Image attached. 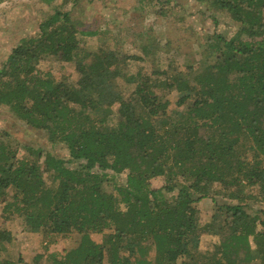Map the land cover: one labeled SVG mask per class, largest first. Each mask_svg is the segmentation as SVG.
Wrapping results in <instances>:
<instances>
[{"label":"trees","instance_id":"16d2710c","mask_svg":"<svg viewBox=\"0 0 264 264\" xmlns=\"http://www.w3.org/2000/svg\"><path fill=\"white\" fill-rule=\"evenodd\" d=\"M210 1L238 22L239 36L209 35V53L185 72L130 69L136 59L153 67L150 35L135 34V55L86 44L95 31L56 7L8 53L0 104L76 162L47 152L39 162L31 146L19 156L0 135L4 218L21 216L50 242L78 236L71 248L49 251V264H264V210L247 211L248 200L264 201V0ZM53 61L74 63L78 78L56 75ZM109 172L125 173L113 191ZM202 198L214 204L203 227ZM203 232L218 236L211 251L198 249ZM10 239L0 228V253ZM41 254H4L0 264H41Z\"/></svg>","mask_w":264,"mask_h":264},{"label":"rangeland","instance_id":"374dc122","mask_svg":"<svg viewBox=\"0 0 264 264\" xmlns=\"http://www.w3.org/2000/svg\"><path fill=\"white\" fill-rule=\"evenodd\" d=\"M55 7L69 11L81 29L95 31L85 37L84 43L104 45L102 47L105 49L111 47L120 54H140L135 34L144 30L145 35H150L153 39L155 47L153 67L149 62L141 63L137 59L129 60L128 67L133 69L137 64H143L149 73L163 68H167L169 72L174 69L185 72L188 66L197 63L204 54L209 53L206 43L209 35L215 33L224 38L239 36L238 22L210 0H53L50 4H45L42 0H0V68L12 47L17 45L21 38L36 35L39 22ZM169 59L172 61L168 66ZM59 65L62 66L59 68ZM52 70L58 76L60 72L66 73L72 82L79 76L74 63L53 61ZM112 82L115 88H123L127 93L133 89V84L121 86L119 80ZM167 96L170 102L176 99L175 91H171ZM0 135L16 145L19 156H28L26 146H31L40 149L39 162L47 152L67 160L66 165L71 168L76 164L68 160L67 149L60 142H49L43 131L18 120L8 107L2 104ZM107 175L110 181V185H107L109 191H113L111 182L121 184L125 179L124 172H109ZM46 180L48 181V177ZM162 182L158 177L152 180L151 185L159 186ZM216 201L221 203L224 198L217 196ZM248 204L250 206L247 211L250 213L264 210V201L250 199ZM2 205L0 201V228L8 230L11 239L5 243L6 249L1 250L0 255H11L12 258L21 255L24 260L30 261L35 253H42L41 264H49V251L69 249L77 243L78 236L71 239L51 237L52 242L41 238V233L31 232L24 227L21 216L13 215L5 219L1 214ZM196 208L197 224L203 227L210 221L213 201L210 198H202L196 203ZM90 236L93 240L100 241L102 234L92 232ZM217 239V235L203 232L199 251H211Z\"/></svg>","mask_w":264,"mask_h":264}]
</instances>
